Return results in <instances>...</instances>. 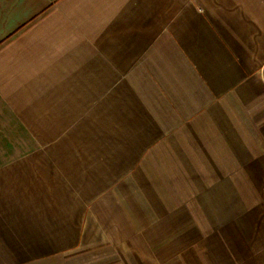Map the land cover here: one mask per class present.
<instances>
[{
  "label": "crops",
  "instance_id": "obj_1",
  "mask_svg": "<svg viewBox=\"0 0 264 264\" xmlns=\"http://www.w3.org/2000/svg\"><path fill=\"white\" fill-rule=\"evenodd\" d=\"M0 264H264V0H0Z\"/></svg>",
  "mask_w": 264,
  "mask_h": 264
},
{
  "label": "rangeland",
  "instance_id": "obj_2",
  "mask_svg": "<svg viewBox=\"0 0 264 264\" xmlns=\"http://www.w3.org/2000/svg\"><path fill=\"white\" fill-rule=\"evenodd\" d=\"M137 233L138 234H147V233H151V234H160V228H156V227H152V228H146V227H140V229H137ZM120 233L121 234H125L128 233V231L126 230V228L121 227L120 229Z\"/></svg>",
  "mask_w": 264,
  "mask_h": 264
}]
</instances>
